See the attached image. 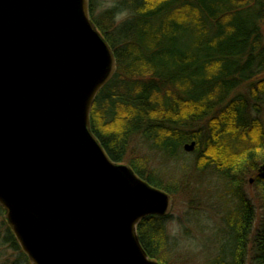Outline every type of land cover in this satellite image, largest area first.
Returning a JSON list of instances; mask_svg holds the SVG:
<instances>
[{
	"label": "trees",
	"instance_id": "1",
	"mask_svg": "<svg viewBox=\"0 0 264 264\" xmlns=\"http://www.w3.org/2000/svg\"><path fill=\"white\" fill-rule=\"evenodd\" d=\"M89 13L116 60L89 116L110 161L192 207L199 189L149 169L137 146L176 162L194 142L193 168L222 181L218 198L229 209L211 263L264 264V0H114L98 14L89 0ZM250 184L253 197L244 193ZM165 219L146 217L136 232L149 259L174 264ZM1 225L16 257L0 264H30Z\"/></svg>",
	"mask_w": 264,
	"mask_h": 264
},
{
	"label": "water",
	"instance_id": "2",
	"mask_svg": "<svg viewBox=\"0 0 264 264\" xmlns=\"http://www.w3.org/2000/svg\"><path fill=\"white\" fill-rule=\"evenodd\" d=\"M115 72L89 0H0V207L30 264H158L136 229L166 217L171 197L90 130Z\"/></svg>",
	"mask_w": 264,
	"mask_h": 264
},
{
	"label": "rangeland",
	"instance_id": "3",
	"mask_svg": "<svg viewBox=\"0 0 264 264\" xmlns=\"http://www.w3.org/2000/svg\"><path fill=\"white\" fill-rule=\"evenodd\" d=\"M113 5L114 0H94V13L98 14ZM262 77L264 74L259 78ZM137 147H139V155L148 159L149 169L162 171L170 178L187 180L191 187H196L200 191L193 199L192 207L182 196L171 198V209L165 217L164 224L173 246L174 264H212L211 261L218 254L219 247L223 244L222 237L226 233L222 217L229 212V209L218 198L224 191V184L212 174L198 173L193 168L192 153H185L186 155L176 162L164 161L146 147L140 145ZM184 165L188 168L186 171L182 169ZM253 191L251 184L244 188V193L252 197ZM259 217L260 213H257L255 226ZM1 222L0 215V260L3 256L14 259L16 254L1 243L4 231Z\"/></svg>",
	"mask_w": 264,
	"mask_h": 264
}]
</instances>
